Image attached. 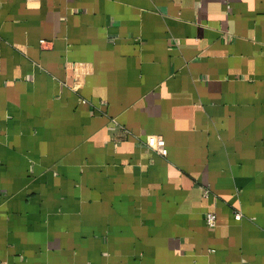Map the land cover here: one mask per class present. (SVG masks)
Masks as SVG:
<instances>
[{
	"label": "crops",
	"instance_id": "1",
	"mask_svg": "<svg viewBox=\"0 0 264 264\" xmlns=\"http://www.w3.org/2000/svg\"><path fill=\"white\" fill-rule=\"evenodd\" d=\"M0 264H264V0H0Z\"/></svg>",
	"mask_w": 264,
	"mask_h": 264
},
{
	"label": "built area",
	"instance_id": "2",
	"mask_svg": "<svg viewBox=\"0 0 264 264\" xmlns=\"http://www.w3.org/2000/svg\"><path fill=\"white\" fill-rule=\"evenodd\" d=\"M156 148H157V151L163 155L166 154V148H165V144H164V140L161 138V137H158L157 138V141H156ZM208 191L205 190L204 191V195H207ZM234 217L235 219H239L241 217L240 213L239 212H236L234 214ZM205 223L207 226L209 227H213L216 223V215L213 211H208L206 212L205 214Z\"/></svg>",
	"mask_w": 264,
	"mask_h": 264
}]
</instances>
